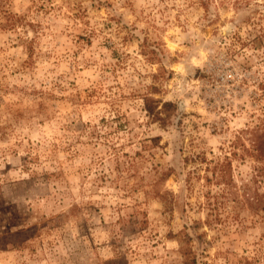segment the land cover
I'll return each instance as SVG.
<instances>
[{"label":"rangeland","instance_id":"1","mask_svg":"<svg viewBox=\"0 0 264 264\" xmlns=\"http://www.w3.org/2000/svg\"><path fill=\"white\" fill-rule=\"evenodd\" d=\"M263 117L264 0H0V264H264Z\"/></svg>","mask_w":264,"mask_h":264},{"label":"trees","instance_id":"2","mask_svg":"<svg viewBox=\"0 0 264 264\" xmlns=\"http://www.w3.org/2000/svg\"><path fill=\"white\" fill-rule=\"evenodd\" d=\"M146 100V107L147 110L149 112V115L154 117V118H158V119H163V117L161 116L163 114V109H156V103L154 104V102H162V108L166 107L167 105H174V103H172L171 101H167V102H163L161 99H155L151 98V97H147L145 98ZM262 123L263 124H257L256 126H254L253 128H247L246 131L242 130V132H246L247 134H249L248 139L251 142V146L253 148V151L255 153V156L257 159H264V117L262 118ZM241 135L238 136V140L241 141ZM227 158V157H226ZM219 176V181L227 184V185H233L234 184V180H233V174H232V164H231V160L227 158V163H225V165H223V167H220V174H218ZM190 263L191 264H196L197 260H196V256L193 255L190 258Z\"/></svg>","mask_w":264,"mask_h":264}]
</instances>
